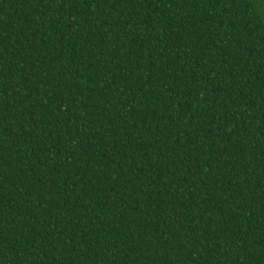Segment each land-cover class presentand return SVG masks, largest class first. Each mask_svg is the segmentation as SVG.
Instances as JSON below:
<instances>
[{
	"label": "trees",
	"instance_id": "trees-1",
	"mask_svg": "<svg viewBox=\"0 0 264 264\" xmlns=\"http://www.w3.org/2000/svg\"><path fill=\"white\" fill-rule=\"evenodd\" d=\"M0 264H264V0H0Z\"/></svg>",
	"mask_w": 264,
	"mask_h": 264
}]
</instances>
